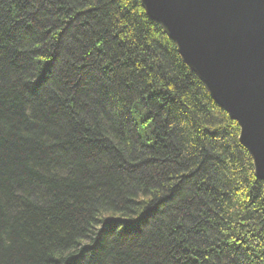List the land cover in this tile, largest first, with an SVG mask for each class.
<instances>
[{
  "label": "trees",
  "instance_id": "trees-1",
  "mask_svg": "<svg viewBox=\"0 0 264 264\" xmlns=\"http://www.w3.org/2000/svg\"><path fill=\"white\" fill-rule=\"evenodd\" d=\"M238 136L140 0H0V264H264Z\"/></svg>",
  "mask_w": 264,
  "mask_h": 264
},
{
  "label": "water",
  "instance_id": "water-1",
  "mask_svg": "<svg viewBox=\"0 0 264 264\" xmlns=\"http://www.w3.org/2000/svg\"><path fill=\"white\" fill-rule=\"evenodd\" d=\"M213 102L239 128L264 182V0H140Z\"/></svg>",
  "mask_w": 264,
  "mask_h": 264
}]
</instances>
